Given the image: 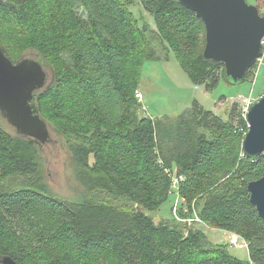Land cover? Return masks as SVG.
Returning a JSON list of instances; mask_svg holds the SVG:
<instances>
[{"label":"trees","instance_id":"1","mask_svg":"<svg viewBox=\"0 0 264 264\" xmlns=\"http://www.w3.org/2000/svg\"><path fill=\"white\" fill-rule=\"evenodd\" d=\"M133 3L0 0V26L7 30L0 31V46L13 63L32 48L50 68L51 79L35 91L34 102L54 131L77 140L74 175L83 187L78 200L53 196L44 183L40 144L0 125V256L19 264H40L39 251L48 260L43 264H264V219L247 190L264 175V154H243L247 122L237 102L226 119L196 101L173 117L138 112L141 66L166 51L207 91L221 79L232 83L223 64L202 55V20L178 0H139L152 26L134 15ZM172 171L183 177L178 194L195 200L203 222L192 221L185 233L147 214L173 190ZM202 226L241 235L248 258L211 242ZM52 238L68 245L50 250Z\"/></svg>","mask_w":264,"mask_h":264},{"label":"rangeland","instance_id":"2","mask_svg":"<svg viewBox=\"0 0 264 264\" xmlns=\"http://www.w3.org/2000/svg\"><path fill=\"white\" fill-rule=\"evenodd\" d=\"M246 2L255 5L259 13L264 15V0H246ZM130 9L136 17H141L154 26L152 16L140 6L139 0H134ZM3 22L4 20L2 19L0 24ZM0 31L7 32L1 26ZM15 45V42L12 41L11 47L14 48ZM165 53H161V59L145 60L141 66L137 89L141 92V97L138 99L140 105L138 112L142 115H149L152 118L177 116L188 107H191L192 103L196 101L200 106L207 110H212L223 119L228 118L232 103L237 102L239 114L244 117V102H249L250 105L256 101L264 88V59L262 64L255 63L253 65L251 74L247 80L239 83H228L224 79H221L213 90L207 91L203 85H195L191 82L173 52L168 53L167 57H165L167 54ZM39 56L40 54L36 50L26 48L18 56H14V59L18 60L21 57L37 59L39 61ZM44 69L48 74L46 80V84H48L52 74L50 68L45 64ZM47 124L49 139L39 145V156L43 166L46 188L53 196L59 199L78 200L81 197L83 187L77 182L74 175L75 153L73 146L77 143V140L59 134V132L53 130L50 123L47 122ZM0 125L6 132L15 134L13 127L1 116ZM245 127L246 125H239V131L243 133ZM174 175V172L171 173V176L174 177ZM11 180L14 186L18 183L16 178ZM172 191L174 190L168 192L166 201L158 209L152 212L148 211L147 214L155 222L169 221L175 223L180 228H183L185 233L187 227L192 226L193 222L190 219L198 216V211L196 206H194L195 200L188 203L185 198ZM57 223L55 222L56 227H58ZM201 229L211 242L226 244L228 251L233 256L242 260L248 258L247 247L243 245L240 239H237V242L232 244L231 236L224 228L216 229L202 226ZM57 235L60 236L58 233ZM50 243H52V246L49 248L47 243L45 245L48 249L60 250L61 252L67 244L62 238H52ZM45 246H42V248H45ZM44 251L47 257L48 251H46V248ZM43 256L44 254H41V251L34 254V258L40 264H43L44 260L48 262Z\"/></svg>","mask_w":264,"mask_h":264},{"label":"water","instance_id":"3","mask_svg":"<svg viewBox=\"0 0 264 264\" xmlns=\"http://www.w3.org/2000/svg\"><path fill=\"white\" fill-rule=\"evenodd\" d=\"M194 11L205 30L202 55L223 64L232 83L246 80L247 71L262 54L264 15L246 0H178ZM44 65L32 58L13 63L0 46V116L15 134L41 144L49 139L48 125L34 102L35 91L46 87ZM248 129L241 148L248 158L264 154V88L245 114ZM249 201L264 219V175L247 183ZM2 264H19L12 256H0Z\"/></svg>","mask_w":264,"mask_h":264},{"label":"built area","instance_id":"4","mask_svg":"<svg viewBox=\"0 0 264 264\" xmlns=\"http://www.w3.org/2000/svg\"><path fill=\"white\" fill-rule=\"evenodd\" d=\"M263 59H264V39H262V54H261V56L260 57H258L257 58V60H256V62L255 63H257V64H262V62H263ZM135 96H136V98H140L141 97V92H139L138 90L136 91V93H135ZM248 107H249V102H244V105H243V112H244V117H245V114H246V112H247V110H248ZM181 180H183V177L180 175V176H177V175H174V177L172 176V184H171V187H172V189L175 191V193H177L178 194V184H179V181H181ZM179 195V194H178ZM191 221H197V222H201V223H203L202 222V220L198 217V216H196L195 218H193V219H190ZM228 233H229V235L231 236V243L232 244H235L236 242H237V239H240L241 240V242L243 243V245L245 246V247H247V242H246V240L241 236V235H239V234H236V233H234V232H230V231H227Z\"/></svg>","mask_w":264,"mask_h":264},{"label":"bare ground","instance_id":"5","mask_svg":"<svg viewBox=\"0 0 264 264\" xmlns=\"http://www.w3.org/2000/svg\"><path fill=\"white\" fill-rule=\"evenodd\" d=\"M246 120V119H245ZM247 121V120H246ZM247 129H248V122H247ZM244 154V153H243ZM252 159V158H251Z\"/></svg>","mask_w":264,"mask_h":264}]
</instances>
